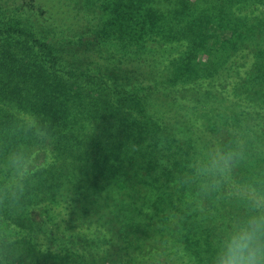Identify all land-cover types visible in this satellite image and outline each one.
<instances>
[{
  "label": "trees",
  "instance_id": "obj_1",
  "mask_svg": "<svg viewBox=\"0 0 264 264\" xmlns=\"http://www.w3.org/2000/svg\"><path fill=\"white\" fill-rule=\"evenodd\" d=\"M13 1L0 145L34 148L25 192L0 188L14 264H208L243 209L183 175L197 144L239 141L236 179L264 176V0Z\"/></svg>",
  "mask_w": 264,
  "mask_h": 264
},
{
  "label": "clouds",
  "instance_id": "obj_2",
  "mask_svg": "<svg viewBox=\"0 0 264 264\" xmlns=\"http://www.w3.org/2000/svg\"><path fill=\"white\" fill-rule=\"evenodd\" d=\"M25 113L28 118L24 120L12 117L25 138L37 129L49 135L41 127L42 117ZM33 150L27 142L8 148L0 145V188H14L19 194L25 192L34 175ZM245 160L242 142H209L197 144L186 163L183 186L196 198L214 199L227 189L231 191L229 198L243 209L215 237L208 264H264V176H254L248 182L238 181L235 173ZM8 209L0 201V210ZM10 249L8 241L0 238V264H14L18 256H12Z\"/></svg>",
  "mask_w": 264,
  "mask_h": 264
},
{
  "label": "rangeland",
  "instance_id": "obj_3",
  "mask_svg": "<svg viewBox=\"0 0 264 264\" xmlns=\"http://www.w3.org/2000/svg\"><path fill=\"white\" fill-rule=\"evenodd\" d=\"M22 5H24V4H20L17 2L15 3L12 0L11 2H8L7 4H5L4 7L0 8V14H3L6 19L11 17V13L14 15H19L20 12L18 10L22 11ZM2 18H4V17H2Z\"/></svg>",
  "mask_w": 264,
  "mask_h": 264
}]
</instances>
